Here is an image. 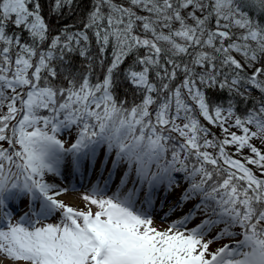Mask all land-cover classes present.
<instances>
[{
    "label": "snow or ice",
    "instance_id": "6c2138e0",
    "mask_svg": "<svg viewBox=\"0 0 264 264\" xmlns=\"http://www.w3.org/2000/svg\"><path fill=\"white\" fill-rule=\"evenodd\" d=\"M86 2L0 0V264H264V0Z\"/></svg>",
    "mask_w": 264,
    "mask_h": 264
},
{
    "label": "rangeland",
    "instance_id": "374dc122",
    "mask_svg": "<svg viewBox=\"0 0 264 264\" xmlns=\"http://www.w3.org/2000/svg\"><path fill=\"white\" fill-rule=\"evenodd\" d=\"M101 155H103V150H101ZM82 191H84V188H79V190L76 192L69 191V193H67L65 196H62L60 198L63 199L66 203H69L73 206L82 207L81 201L78 198L80 195V192H82ZM160 195H161V197H163L162 192ZM178 195H179V193L177 192L176 194L170 196L169 202H171V200L175 199ZM23 204L25 207L24 211H22L20 207H16L15 216L13 217L14 221L17 220L27 210V202H25ZM160 215H162V213ZM174 218L175 217H173V219ZM157 224L159 225V216H157Z\"/></svg>",
    "mask_w": 264,
    "mask_h": 264
},
{
    "label": "trees",
    "instance_id": "16d2710c",
    "mask_svg": "<svg viewBox=\"0 0 264 264\" xmlns=\"http://www.w3.org/2000/svg\"><path fill=\"white\" fill-rule=\"evenodd\" d=\"M85 11H87V2L85 0V3L81 5V7L77 10L76 16H68L65 14L62 18H53L52 23L54 27L59 28L63 26L64 24H73L74 21H77L79 16L82 15Z\"/></svg>",
    "mask_w": 264,
    "mask_h": 264
},
{
    "label": "bare ground",
    "instance_id": "6f19581e",
    "mask_svg": "<svg viewBox=\"0 0 264 264\" xmlns=\"http://www.w3.org/2000/svg\"><path fill=\"white\" fill-rule=\"evenodd\" d=\"M58 183H59V181H58Z\"/></svg>",
    "mask_w": 264,
    "mask_h": 264
}]
</instances>
